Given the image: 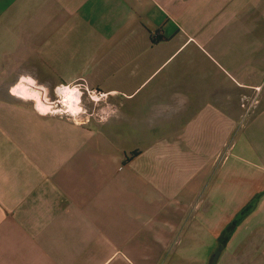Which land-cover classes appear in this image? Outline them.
<instances>
[{
  "label": "crops",
  "instance_id": "0c3cea01",
  "mask_svg": "<svg viewBox=\"0 0 264 264\" xmlns=\"http://www.w3.org/2000/svg\"><path fill=\"white\" fill-rule=\"evenodd\" d=\"M27 78L114 114L42 111ZM0 264H264V0H0Z\"/></svg>",
  "mask_w": 264,
  "mask_h": 264
},
{
  "label": "rangeland",
  "instance_id": "374dc122",
  "mask_svg": "<svg viewBox=\"0 0 264 264\" xmlns=\"http://www.w3.org/2000/svg\"><path fill=\"white\" fill-rule=\"evenodd\" d=\"M39 86H42L43 88H45V86L41 83H38ZM76 87H78V89H80L83 93L82 96V106H83V113L79 116V117H74L71 116L69 114H64L63 112L59 111V112H50V113H59L61 116H66L69 118L74 119L75 121H79V122H85V121H91L93 122H98V120H101L102 118L109 117V116H113L114 114V108H103L106 104H109L111 102L110 99H108L107 96L101 97L99 95L100 92L98 93H93V92H89L88 90H84L83 88L81 89L80 86H78V84H76ZM46 89V88H45ZM47 90V94L48 97L53 101L56 102L58 104H60V100H61V96L57 95V92H53L50 91L48 89ZM12 95H14L12 93V90L10 91ZM260 94V90L257 91V99L259 97ZM94 95H98V98L100 99V101H94ZM21 98V97H19ZM24 99V98H22ZM59 100V101H58ZM34 102V101H33ZM245 107H243L244 109ZM122 110V113L119 114L117 117L112 118L111 119V124H113L112 126H114V123L117 124L119 130L122 129L124 130V132H127V128L130 127L131 121H132V108H120ZM141 116L139 119L136 120V129H133L134 131L137 132L138 136H135L136 138L142 139L144 133H147V125L149 123H151V119L152 115L151 113H147V108H144L141 112ZM111 125H107V129H109ZM109 131V130H107ZM150 133V132H149ZM131 135V134H130ZM129 140V139H128Z\"/></svg>",
  "mask_w": 264,
  "mask_h": 264
},
{
  "label": "bare ground",
  "instance_id": "6f19581e",
  "mask_svg": "<svg viewBox=\"0 0 264 264\" xmlns=\"http://www.w3.org/2000/svg\"><path fill=\"white\" fill-rule=\"evenodd\" d=\"M15 95L33 100L37 107L47 112H63L71 116L79 117L83 113L82 96L83 93L76 86H63L59 91L60 104L56 105L47 94V90L39 86L30 78L23 79L12 87ZM94 101H100L98 95H94ZM59 101V100H58ZM59 114V113H58Z\"/></svg>",
  "mask_w": 264,
  "mask_h": 264
},
{
  "label": "built area",
  "instance_id": "2783aa9c",
  "mask_svg": "<svg viewBox=\"0 0 264 264\" xmlns=\"http://www.w3.org/2000/svg\"><path fill=\"white\" fill-rule=\"evenodd\" d=\"M258 91V90H257ZM99 95L101 97H104L106 96V94L100 92ZM258 103V99L256 97H244L243 100H242V106L245 107L244 108V112L241 114L240 116V119L238 121V124H237V128H236V133L241 129L243 128L246 123L248 122V120L250 119L253 111H254V106ZM64 114H68V113H64ZM233 147V141H230L228 142L226 145H225V149L222 153V156L221 157H226L228 155V153L230 152V150L232 149Z\"/></svg>",
  "mask_w": 264,
  "mask_h": 264
}]
</instances>
